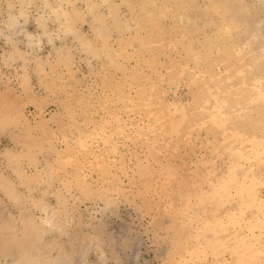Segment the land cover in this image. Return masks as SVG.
<instances>
[{"label":"rangeland","instance_id":"1","mask_svg":"<svg viewBox=\"0 0 264 264\" xmlns=\"http://www.w3.org/2000/svg\"><path fill=\"white\" fill-rule=\"evenodd\" d=\"M0 264H264V0H0Z\"/></svg>","mask_w":264,"mask_h":264}]
</instances>
